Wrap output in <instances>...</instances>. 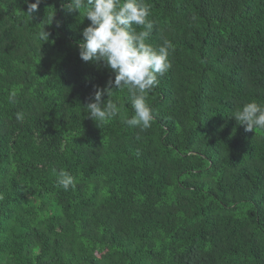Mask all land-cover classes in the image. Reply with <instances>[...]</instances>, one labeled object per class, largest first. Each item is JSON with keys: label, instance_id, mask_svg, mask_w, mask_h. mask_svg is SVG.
<instances>
[{"label": "trees", "instance_id": "trees-1", "mask_svg": "<svg viewBox=\"0 0 264 264\" xmlns=\"http://www.w3.org/2000/svg\"><path fill=\"white\" fill-rule=\"evenodd\" d=\"M67 2L0 0V264H264V129L232 117L264 104V0H143L173 46L143 131L127 89L85 118L114 75L81 60Z\"/></svg>", "mask_w": 264, "mask_h": 264}, {"label": "clouds", "instance_id": "clouds-1", "mask_svg": "<svg viewBox=\"0 0 264 264\" xmlns=\"http://www.w3.org/2000/svg\"><path fill=\"white\" fill-rule=\"evenodd\" d=\"M28 4L27 13L30 15L38 11L41 0ZM62 8L68 13L83 10L84 18L90 23L81 32L79 42V56L84 62H91L97 68H106L113 75L102 89L94 86L95 91L90 101L82 106L85 118L96 124L106 122L118 115V104L111 99L113 92L127 89L131 101L133 115L122 117V122L129 127L146 130L151 127L153 120L152 109L147 103L146 93L159 85V76H163L171 67L169 62L172 44L164 39L159 46L148 42L153 31V22L148 20L150 8L143 0H68L62 3ZM54 14L49 23L53 22ZM60 24L57 22V27ZM142 30L137 31L136 27ZM41 37L48 38L49 33L44 29ZM107 95V99L103 97ZM14 102V97H9ZM232 117L245 131L264 129V104L255 100L245 103L237 109ZM18 120H23L21 113L16 114ZM58 175V184L67 190L74 184L73 176L63 170Z\"/></svg>", "mask_w": 264, "mask_h": 264}]
</instances>
